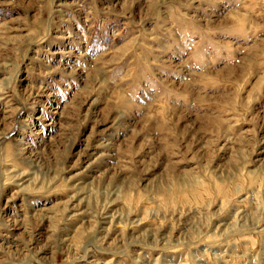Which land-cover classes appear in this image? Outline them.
Here are the masks:
<instances>
[{
  "label": "rangeland",
  "instance_id": "374dc122",
  "mask_svg": "<svg viewBox=\"0 0 264 264\" xmlns=\"http://www.w3.org/2000/svg\"><path fill=\"white\" fill-rule=\"evenodd\" d=\"M0 264H264V0H0Z\"/></svg>",
  "mask_w": 264,
  "mask_h": 264
}]
</instances>
